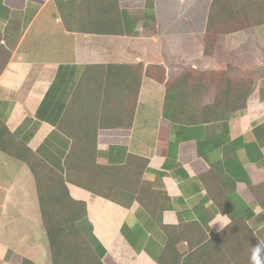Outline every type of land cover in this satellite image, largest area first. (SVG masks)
Wrapping results in <instances>:
<instances>
[{
	"label": "crops",
	"instance_id": "1",
	"mask_svg": "<svg viewBox=\"0 0 264 264\" xmlns=\"http://www.w3.org/2000/svg\"><path fill=\"white\" fill-rule=\"evenodd\" d=\"M212 1L207 7L199 0H0V31L20 25L0 75V120L62 175L78 137L81 146L92 139L100 164L118 168L104 184L124 192L120 202L68 185L72 198L87 205L78 226L103 259L119 243L158 264L170 240L185 249L226 230L242 240L240 224L264 247V212L254 211L264 209V147L249 135L264 123L259 87L228 127L175 122L168 104L166 82L186 68H237L240 57L238 68L264 72V25L225 36L214 57L204 55ZM196 15L204 18L199 32ZM175 19L189 29L162 30V22ZM154 66H162L163 83ZM177 112V120L192 117ZM219 215L231 220L222 231L218 223L211 227ZM23 257L52 264L33 173L0 152V264Z\"/></svg>",
	"mask_w": 264,
	"mask_h": 264
},
{
	"label": "trees",
	"instance_id": "2",
	"mask_svg": "<svg viewBox=\"0 0 264 264\" xmlns=\"http://www.w3.org/2000/svg\"><path fill=\"white\" fill-rule=\"evenodd\" d=\"M145 10L147 16L152 17L155 35L157 29L151 1H147ZM262 25H264V1L213 0L206 31L201 39L203 53L206 57H214L223 37L250 31ZM19 28L20 25L10 24L4 32L0 31V75L11 57L10 46H13L14 39H18ZM237 59L240 57L233 61L237 68L228 64L215 71L186 68L179 77L166 82L168 104H172L175 108L174 121L191 125L220 121L223 127H228L227 123L232 118L242 115L247 109L248 100L258 87L263 103L264 72L256 71L255 66L252 65L250 68H238L242 61ZM139 68L143 71L144 65L141 64ZM154 68L160 70L155 78L163 83L165 74L162 66H154ZM146 74L149 75V68ZM191 78L197 81L195 87L198 93L192 99L189 97L190 100H188ZM214 85L217 92L216 97L211 102H209L210 99L206 102L204 99L201 100L199 95L202 96L204 93L206 95L209 87L213 89ZM171 97L173 103H169ZM181 109L190 112L192 117L177 120L176 113ZM65 120L67 121V116L62 122L61 127L63 128ZM73 131L80 132L78 129ZM249 135L256 136L260 140L259 149L264 147V123L256 127ZM79 138H75L76 144L66 160L67 173L62 175L30 148L19 142L6 124L0 120V152L25 163L33 173L52 264H104L103 258L98 256L78 226L87 215V205L83 201L72 198L69 183H76L95 194L117 202H120L119 198L124 193L119 189H112L106 185L108 183L104 184L108 181L104 179V176L119 172L118 168L100 164L96 158L95 144H92V139L89 138L86 141L82 137L85 141L82 140L81 146ZM35 164L40 170L48 171L52 176L49 179L51 183H43V179L36 174ZM147 210L154 215L151 208ZM235 231L243 237L242 240L226 230L211 238L207 236L196 245L190 244L185 253L181 252L182 248H179L173 240L172 242L170 240L158 264H253L254 247L258 244L262 249L264 247L254 239L253 233L246 224L238 225ZM167 233L169 234V231ZM259 259L264 264V251L260 253ZM19 264L36 263L23 257Z\"/></svg>",
	"mask_w": 264,
	"mask_h": 264
},
{
	"label": "rangeland",
	"instance_id": "3",
	"mask_svg": "<svg viewBox=\"0 0 264 264\" xmlns=\"http://www.w3.org/2000/svg\"><path fill=\"white\" fill-rule=\"evenodd\" d=\"M195 0H188V3H192L194 2ZM210 0H199V2H201L203 5L207 6L208 3H209ZM178 4V3H177ZM208 7V6H207ZM194 8L196 7H193L192 11H194ZM177 9L180 10L179 8V5H177ZM182 10V9H181ZM181 10L179 12H181ZM164 11L165 8H164ZM198 15H196L195 17L197 18ZM152 18V17H151ZM150 18V20H151ZM176 18V16H175ZM196 23L194 24V29L196 32H199L200 30H202V28L204 27V18L201 16L197 19H195ZM208 21V20H207ZM207 26V24H206ZM161 27H162V30L163 31H167L168 33L171 32V31H186L189 29L188 26H186V24H180L179 21H177V19H175L174 21L172 20V23L170 24H167L165 22H162L161 24ZM52 33V31H48L46 35H50ZM188 42L185 41L184 44H187ZM197 81L195 78H191V81H190V87L188 89V100L194 98V96L196 95V93H198V91H196V84ZM216 85V84H215ZM214 85V88L212 89V87H209V89L207 90V94L205 95H202L201 94L199 95V97L202 99H204L205 97L209 98L210 101H212L215 96H216V87ZM218 86V85H216ZM190 97V99H189ZM200 100V102H201ZM200 104V103H199ZM19 164V163H18ZM36 165V174L39 175V177H41L43 179V183H46V182H49V179L52 177L47 170H44V169H39L38 168V165ZM38 172V173H37ZM108 185L109 187H111L110 184H106ZM181 252H187V249H181ZM182 260V257L180 258V261ZM103 263L104 264H152L148 261H145V260H142V259H138L136 258L134 255H131L126 249L125 247L122 246V244H116V248L113 250L112 254L108 255L105 259H103ZM50 264V263H49Z\"/></svg>",
	"mask_w": 264,
	"mask_h": 264
},
{
	"label": "clouds",
	"instance_id": "4",
	"mask_svg": "<svg viewBox=\"0 0 264 264\" xmlns=\"http://www.w3.org/2000/svg\"><path fill=\"white\" fill-rule=\"evenodd\" d=\"M256 215H260L262 212H264V209H261L259 206H257L254 209ZM219 224V229L218 231H222L225 228L228 227V225L231 223L230 218L227 215H219L215 218V220L211 223V227L213 225ZM264 251V249H262L259 244L256 245L253 249V254H252V262L253 264H262L261 260L259 259V255L260 253Z\"/></svg>",
	"mask_w": 264,
	"mask_h": 264
},
{
	"label": "bare ground",
	"instance_id": "5",
	"mask_svg": "<svg viewBox=\"0 0 264 264\" xmlns=\"http://www.w3.org/2000/svg\"><path fill=\"white\" fill-rule=\"evenodd\" d=\"M26 206V205H25Z\"/></svg>",
	"mask_w": 264,
	"mask_h": 264
}]
</instances>
